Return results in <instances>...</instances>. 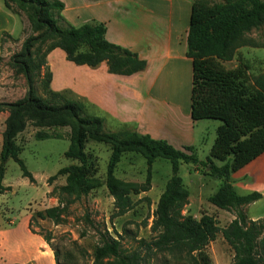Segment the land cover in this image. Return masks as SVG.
<instances>
[{
	"label": "rangeland",
	"instance_id": "1",
	"mask_svg": "<svg viewBox=\"0 0 264 264\" xmlns=\"http://www.w3.org/2000/svg\"><path fill=\"white\" fill-rule=\"evenodd\" d=\"M205 5L222 3V0H190ZM27 22L22 21L12 38H6L0 53V102H14L26 93L25 80L15 75L10 66L11 57L21 49L28 36ZM46 42L40 47L45 54ZM54 79L46 87L44 75L50 73L45 65L34 73V90L37 96L49 99V91L66 100L80 103L87 117L103 120L105 133L123 137L126 133L148 135L164 140L174 149L192 152L201 163H178L177 176L188 192L181 209L182 216L199 219L210 215L219 229L236 219L235 209L220 210L210 205L208 197L216 193L224 182L211 173V166L222 167L210 158L209 150L216 137L219 120H192L190 118V59L176 63L153 55L145 62V69L134 73L132 81H124V87L109 77L100 75L98 80L84 82L80 73L88 69L69 62L65 54L56 49ZM47 54V53H46ZM222 64L232 69L240 58L248 66L250 92H264V25L243 32L238 43L227 54ZM34 61L39 63L42 58ZM51 75V74H50ZM98 75V74H96ZM133 75V74H132ZM117 82V81H116ZM121 83V81H120ZM124 93H131L121 95ZM42 132L47 137L37 139ZM69 128L34 127L30 122L15 143L21 151L19 159L32 176L23 177L18 165L7 160L0 164L3 175L0 183V264H94L95 251L110 239L119 243V253L130 255L140 252L146 264H188L164 252L147 255L142 243L154 240L161 231L152 226L157 200L172 176L168 160L157 158L149 168L139 154H124L115 169V177L123 182L145 186L148 191L131 195L133 208L117 215L113 198L104 186L105 169L110 157V146L88 140L84 153L90 164L89 177L99 186L86 193L68 195L62 191L65 177L57 172L76 164L64 157L69 146ZM187 153V152H185ZM189 154V153H188ZM228 183L239 196L251 193L261 198L240 207L248 221L264 224V153L236 172L228 174ZM58 207V223L39 218L38 213ZM204 253L210 264H233L234 252L218 232ZM97 264H116L109 256Z\"/></svg>",
	"mask_w": 264,
	"mask_h": 264
},
{
	"label": "trees",
	"instance_id": "2",
	"mask_svg": "<svg viewBox=\"0 0 264 264\" xmlns=\"http://www.w3.org/2000/svg\"><path fill=\"white\" fill-rule=\"evenodd\" d=\"M5 11L12 15L22 31V21L27 22L28 36L21 49L10 59L15 75L25 80L26 93L14 102H0V113L7 112L4 122L0 150V164L14 161L23 177L33 181L30 173L19 159L20 147L15 143L17 135L30 122L34 127L69 128V146L64 157L76 164L64 167L57 175L65 177L62 191L76 197L99 186L90 177V164L84 153L88 140L110 146L111 153L105 169L104 186L113 198L117 215H123L133 208L131 195L148 191L145 186L118 180L114 173L121 157L126 153L139 154L149 168L157 158L168 160L172 176L160 194L152 226L161 233L152 241L142 243L147 255L164 252L188 264H210L204 248L221 232L225 242L234 252L233 264H264V224L248 221L240 207L261 198L258 193L237 195L228 183V174L236 172L264 153V92H250L248 66L240 60L232 68L222 62L238 43L243 32L264 25V0H222V3L205 5L192 1L186 56L191 60L190 118L192 120L215 119L220 124L209 150V156L220 162L228 161L222 167L211 166V173L224 178L215 194L208 197L210 205L220 210L235 209L237 217L225 228L219 229L214 218L202 214L199 219L182 216L181 209L188 192L177 176L178 163L201 164L192 148L185 152L174 149L164 140H155L148 135L131 132L117 134L103 131V120L87 117L82 104L66 100L58 93L49 91V99L36 95L34 73L45 65V56L58 48L66 59L75 65L95 67L106 62L112 74L130 76L145 69V62L137 55L107 42L103 25H82L74 28L64 24L60 11L64 8L58 0H0ZM23 29V32H26ZM6 38L12 35L3 32L0 37V53ZM45 54L40 47L46 42ZM37 57L42 58L35 63ZM46 87L50 73L44 75ZM37 139L47 137L39 132ZM189 153V154H188ZM3 168L0 165V183ZM59 208L47 209L45 215L58 223ZM112 256L116 264H146L140 252L130 255L119 253V243L110 239L95 251L94 264Z\"/></svg>",
	"mask_w": 264,
	"mask_h": 264
},
{
	"label": "crops",
	"instance_id": "3",
	"mask_svg": "<svg viewBox=\"0 0 264 264\" xmlns=\"http://www.w3.org/2000/svg\"><path fill=\"white\" fill-rule=\"evenodd\" d=\"M58 1L64 5L60 11L64 24L74 28L82 25H103L104 38L107 42L137 55L138 59L144 62L153 58V55H160L164 60H170L173 63L182 59L187 60V35L192 5L190 0ZM17 28L14 17L5 11L0 2V37L3 32L13 35ZM56 49L58 48L49 51L45 56L46 65L51 74L48 88L54 79V56L60 54H54ZM86 67L88 69L80 73L86 83L93 79L97 81L100 75H104L114 81V84L117 83L120 89L125 86L123 80L129 84L134 76V74L130 76L112 74L106 62L95 67ZM121 95L129 97L131 93ZM7 116V112L0 113V150Z\"/></svg>",
	"mask_w": 264,
	"mask_h": 264
}]
</instances>
